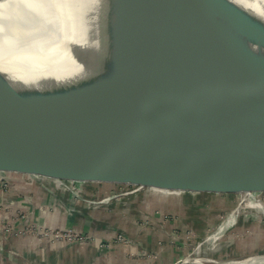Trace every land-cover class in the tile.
I'll return each mask as SVG.
<instances>
[{
    "label": "water",
    "instance_id": "95a60500",
    "mask_svg": "<svg viewBox=\"0 0 264 264\" xmlns=\"http://www.w3.org/2000/svg\"><path fill=\"white\" fill-rule=\"evenodd\" d=\"M95 2L41 0L51 20L18 9L0 23V63L12 78L0 71V189L66 194L124 187L152 213L207 219L215 203L259 201L264 19L231 0ZM50 25L56 34H47ZM164 38L263 54L230 69L236 85L216 89L191 74L203 61L158 60L154 52ZM65 55L83 66V76L51 75L69 67L57 64ZM31 68L43 76L24 78ZM252 209L237 206L220 222L237 227L240 214Z\"/></svg>",
    "mask_w": 264,
    "mask_h": 264
},
{
    "label": "rangeland",
    "instance_id": "374dc122",
    "mask_svg": "<svg viewBox=\"0 0 264 264\" xmlns=\"http://www.w3.org/2000/svg\"><path fill=\"white\" fill-rule=\"evenodd\" d=\"M127 191L130 190L124 187L101 192L96 189L86 193L69 191L65 197L70 201L53 202L49 197L0 189V258H6L3 264H11L10 261L14 264L264 262V257L246 259L264 255V220L260 219L262 214L264 217V208L252 209L261 203L264 206V195L259 196V201L249 202L239 197L222 206L215 203V216L207 219L169 211H153L150 216L144 213L142 204L145 203L132 201ZM149 195L144 192L141 196L148 199ZM237 206L252 210L240 214L242 221L237 227L220 222L223 215ZM256 223L263 225L261 230L254 228ZM14 237L23 239L25 262L17 259L18 250L8 247L9 240ZM27 237L39 244L35 252L45 255L47 247L50 255L42 261L30 258L32 251L28 255L29 246L25 245ZM84 242H93L96 254L87 249L85 257H76V246ZM197 258L199 262H192Z\"/></svg>",
    "mask_w": 264,
    "mask_h": 264
},
{
    "label": "bare ground",
    "instance_id": "6f19581e",
    "mask_svg": "<svg viewBox=\"0 0 264 264\" xmlns=\"http://www.w3.org/2000/svg\"><path fill=\"white\" fill-rule=\"evenodd\" d=\"M40 1L41 0H0V23H7L11 20L10 17H13V14L17 12L18 9H21L23 12L29 13L33 15L39 22L43 20H51L48 19L47 11L45 9H40ZM234 3L244 7L245 9L252 11L259 17L264 19V0H231ZM99 2L96 0L95 4ZM41 25V23H40ZM49 29L47 34H56L55 27L50 25L47 27ZM5 33L0 28V36ZM66 47L84 52L90 55H97L98 53H102L105 55L104 51L94 48L91 45L82 44V43H67ZM96 49V50H95ZM263 54L262 52H254L255 56H252L247 53L241 52H232L227 49L205 46L197 43H193L187 40L182 39H173V38H164L161 41V44L156 48L154 54L157 56V59L163 62H170L176 56L174 61H203L206 65L194 70L191 74L200 79L199 84L201 86H211L216 89H225L229 86L236 85L235 77L237 74H232L230 69L234 66L241 65L245 62H248L252 59V57H258ZM61 59V61H59ZM69 62V67L66 65H61L60 69L55 71L53 77L61 80H73L83 76L85 69L82 65H76L71 63L70 59L66 57H60L58 59L57 64L62 62ZM10 65V64H8ZM25 68V65H24ZM26 69V68H25ZM4 68V65L0 63V71L5 74L9 79L12 80L10 76V70ZM38 70V69H37ZM34 70L31 68V72H25L24 78H27L30 75H35L37 77H42L43 72ZM236 71L238 73L239 69ZM22 76V73L20 72ZM217 76L215 79L214 77ZM31 78V77H28ZM204 84V85H203ZM208 84V85H207ZM264 257V255L260 256ZM256 258V257H254ZM208 260V259H207ZM245 260V259H243ZM200 260L194 259L192 262H199ZM215 264H256L249 261L242 262V260H228V261H220ZM264 264V262L262 263Z\"/></svg>",
    "mask_w": 264,
    "mask_h": 264
},
{
    "label": "crops",
    "instance_id": "0c3cea01",
    "mask_svg": "<svg viewBox=\"0 0 264 264\" xmlns=\"http://www.w3.org/2000/svg\"><path fill=\"white\" fill-rule=\"evenodd\" d=\"M15 193H19V194H23V193H27V194H32V195H34V196H37V197H45V198H47V197H49V199H52V201L53 202H57V201H60V202H62V201H70V199H68L67 197H65V193H63V192H61V193H57V194H54V193H52V194H50V193H32V192H16V191H14ZM51 195V196H50ZM48 199V198H47ZM40 210V209H39ZM144 213H147V214H149L150 216H153V213L151 212V211H148V210H146V209H144ZM30 213V212H29ZM33 214V213H32ZM40 216H42L41 214H40ZM44 218V217H43ZM43 218H41V220L43 219ZM27 240V242L28 243H26L25 245L28 247L27 249V251H28V255H29V253H30V251H32V254L31 255H29V257L30 258H36V261H42V260H45L46 259V255H50L49 254V249L46 247V249H47V253L44 255V254H41L40 252H35L34 251V248H36L37 247V245H39V244H37V242H35V240H33L31 237H27L26 239H25V241ZM29 243H31V244H29ZM8 247L10 248V249H13V250H18V252H20V253H16L17 254V256H18V258L17 259H19V261L21 262V261H24L25 262V259H23L22 257H25L24 256V252H23V250L25 251V246H24V243H23V239L21 238V237H14L12 240L10 239L9 240V242H8ZM90 250V252H92L93 254H96V253H94V252H96V250H97V247L94 245V243L92 242V243H86V242H84V243H79L77 246H76V250H77V252H76V257L77 256H79V255H83L84 257H85V252H86V250ZM28 257V256H27ZM28 257V258H29ZM75 257V256H74ZM73 257V258H74ZM70 258V257H69ZM0 260H1V262H0V264H3L4 262H6L5 260H6V258L4 259V258H0ZM69 260H71V259H69ZM79 264H83L82 262H80V261H77ZM10 263L11 264H14V262L12 263L11 261H10ZM17 264H21V263H17Z\"/></svg>",
    "mask_w": 264,
    "mask_h": 264
}]
</instances>
